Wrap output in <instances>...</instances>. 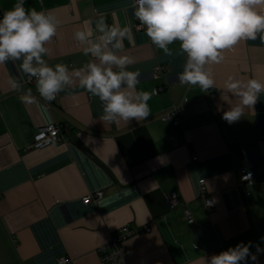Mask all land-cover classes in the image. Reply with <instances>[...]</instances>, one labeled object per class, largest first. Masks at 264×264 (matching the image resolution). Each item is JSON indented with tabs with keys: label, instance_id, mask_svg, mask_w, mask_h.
Here are the masks:
<instances>
[{
	"label": "crops",
	"instance_id": "1",
	"mask_svg": "<svg viewBox=\"0 0 264 264\" xmlns=\"http://www.w3.org/2000/svg\"><path fill=\"white\" fill-rule=\"evenodd\" d=\"M16 0H0V18ZM133 0H25V8L53 11L62 21L47 45L49 65L79 68L91 57L74 32H95L103 15L109 26H131L132 43L124 40L123 54L135 61L128 70H140L139 90L156 94L148 101L151 116L128 125L104 123L97 97L78 83L56 99L45 101L35 81L27 82L20 61L0 64V242L10 251V264H102L100 249L124 226L140 232L123 242V264H202L211 257L252 242L250 251L264 264V93L254 112L238 122L222 119L231 98L222 100L223 81L230 74L264 82V41L244 40L224 52L213 66L217 88L203 93L198 86H181L186 55L179 42L172 55L154 46L139 28ZM264 10V5L259 6ZM158 69H160L158 71ZM14 78L19 89H13ZM162 88V90H160ZM29 89L32 103L21 102ZM181 109V124L163 116ZM56 123L63 139L43 148L31 147L40 127ZM253 180L242 181V169ZM215 204L210 212L200 192ZM98 191L101 199L83 202ZM176 192L180 203L171 208L167 195ZM193 217L189 223L183 207ZM150 227V232H143Z\"/></svg>",
	"mask_w": 264,
	"mask_h": 264
},
{
	"label": "clouds",
	"instance_id": "2",
	"mask_svg": "<svg viewBox=\"0 0 264 264\" xmlns=\"http://www.w3.org/2000/svg\"><path fill=\"white\" fill-rule=\"evenodd\" d=\"M264 0H134V16L151 43L171 56L170 45L179 42V52L186 55L183 71L178 74L181 86H198L205 94L217 88L213 66L221 64L224 52L244 40H255L260 34L264 41ZM62 21L53 11L26 9L25 0H16L11 10L0 18V64L20 61V71L35 80L36 90L45 101L56 99L66 87L75 85L97 97L102 105L100 120L104 123L128 125L151 116L148 101L156 94L139 90L140 70H128L135 61L123 54L124 40L132 43L131 26H109L103 15L95 20V32L85 20L74 39L83 45V53L91 59L79 68L69 69L64 63L49 65L44 58L47 45L57 35ZM13 89L20 84L14 79ZM222 100L231 98L222 119L229 124L238 122L245 112H254L264 82L256 78L243 79L230 74L223 81ZM21 102L32 103L35 97L29 89ZM247 178V177H246ZM264 241V237H261ZM252 242L238 243L219 254L202 257V264H248L257 260L250 251ZM257 253L264 251L256 245Z\"/></svg>",
	"mask_w": 264,
	"mask_h": 264
},
{
	"label": "built area",
	"instance_id": "3",
	"mask_svg": "<svg viewBox=\"0 0 264 264\" xmlns=\"http://www.w3.org/2000/svg\"><path fill=\"white\" fill-rule=\"evenodd\" d=\"M139 28H142V27H139ZM159 70L160 69H158V71ZM34 81H35L34 79H29L27 77L28 83H32ZM160 90H162V88ZM163 118L165 120L172 121L175 126H180L181 118H182L180 107H174L173 110L170 111L169 113H166L163 116ZM62 132H63L62 127L56 123H51L49 125L40 127L32 140L31 147L43 148L52 143L60 142L63 139ZM252 180H253V174L247 169L243 168L242 169V181L246 183ZM199 184H200L201 195L205 199L208 210L210 212H214L216 207H215V204L212 198L207 195L205 179H201L199 181ZM0 196H1V193H0ZM102 196H103V192L98 191L94 194H90L84 197L83 202L89 203L91 201H96L98 199H101ZM167 200L171 208L177 207L180 203L179 195L176 192H172L168 194ZM183 211H184V215L187 221L189 223H192L193 217L191 215L189 208L187 206H184ZM150 231H151L150 227H145L143 229V232H150ZM139 232H140L139 228H133L130 226H124L118 229L117 231H115L110 241L107 244L103 245L100 249L102 264H123V257H122L123 242ZM58 263L59 264H71V260L68 257H60L58 260Z\"/></svg>",
	"mask_w": 264,
	"mask_h": 264
},
{
	"label": "rangeland",
	"instance_id": "4",
	"mask_svg": "<svg viewBox=\"0 0 264 264\" xmlns=\"http://www.w3.org/2000/svg\"><path fill=\"white\" fill-rule=\"evenodd\" d=\"M10 249L8 246H4L3 243L0 242V264H10V258L6 257V253H8Z\"/></svg>",
	"mask_w": 264,
	"mask_h": 264
}]
</instances>
